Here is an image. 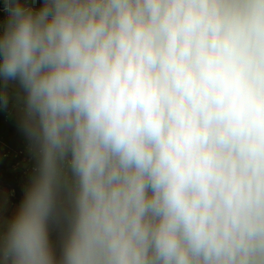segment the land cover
Listing matches in <instances>:
<instances>
[{
    "label": "clouds",
    "instance_id": "obj_1",
    "mask_svg": "<svg viewBox=\"0 0 264 264\" xmlns=\"http://www.w3.org/2000/svg\"><path fill=\"white\" fill-rule=\"evenodd\" d=\"M0 12L35 161L0 264H264V0Z\"/></svg>",
    "mask_w": 264,
    "mask_h": 264
},
{
    "label": "crops",
    "instance_id": "obj_2",
    "mask_svg": "<svg viewBox=\"0 0 264 264\" xmlns=\"http://www.w3.org/2000/svg\"><path fill=\"white\" fill-rule=\"evenodd\" d=\"M0 87H3L0 84ZM8 91L10 96L14 94L15 88L9 85ZM21 114L19 108L15 106L13 101H10L8 107H0V155L4 147L21 152L23 158L31 159L32 165L35 166V161L30 150L29 141L24 135L21 127ZM0 168L7 171L10 174L18 176L19 182L21 183L23 179L20 178L21 168L15 167V161L12 159L0 161ZM31 175L27 178V183L29 184ZM13 188L0 184V215L10 218L21 202L17 201L16 198H12Z\"/></svg>",
    "mask_w": 264,
    "mask_h": 264
},
{
    "label": "built area",
    "instance_id": "obj_3",
    "mask_svg": "<svg viewBox=\"0 0 264 264\" xmlns=\"http://www.w3.org/2000/svg\"><path fill=\"white\" fill-rule=\"evenodd\" d=\"M12 159L15 161V167H20V178L27 179L32 175L34 165H32L31 159L23 158L21 152L15 151L8 146L4 147L0 155V161ZM12 198H16V191L12 190Z\"/></svg>",
    "mask_w": 264,
    "mask_h": 264
},
{
    "label": "trees",
    "instance_id": "obj_4",
    "mask_svg": "<svg viewBox=\"0 0 264 264\" xmlns=\"http://www.w3.org/2000/svg\"><path fill=\"white\" fill-rule=\"evenodd\" d=\"M34 6L39 7L41 0H33ZM3 13L0 12V18H2ZM0 184L7 185L13 188L17 194V201L22 202L24 191L28 185L27 179H24L21 183L19 182L18 176L8 173L7 171L0 168Z\"/></svg>",
    "mask_w": 264,
    "mask_h": 264
}]
</instances>
